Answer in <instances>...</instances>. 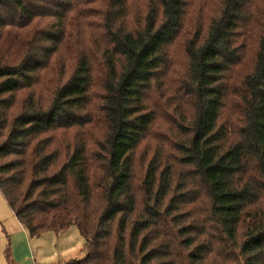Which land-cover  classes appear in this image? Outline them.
<instances>
[{"label":"trees","instance_id":"16d2710c","mask_svg":"<svg viewBox=\"0 0 264 264\" xmlns=\"http://www.w3.org/2000/svg\"><path fill=\"white\" fill-rule=\"evenodd\" d=\"M143 1L0 0V193L31 238L77 227L60 264H264V0Z\"/></svg>","mask_w":264,"mask_h":264},{"label":"rangeland","instance_id":"374dc122","mask_svg":"<svg viewBox=\"0 0 264 264\" xmlns=\"http://www.w3.org/2000/svg\"><path fill=\"white\" fill-rule=\"evenodd\" d=\"M146 15L145 2L143 0H130V18L133 21H139L144 18ZM78 17V21L81 17ZM48 21V20H46ZM44 22L43 24H45ZM42 24V25H43ZM65 52L63 55H59L56 57L57 62L53 64V66L49 69L48 72L44 74V76L40 77L39 86L35 88V93H37L39 98L46 99L49 91L54 87V83L58 80L62 82V84L68 80L70 73L66 77L61 76V72L63 68L68 65L71 49L69 47H65ZM176 48L172 49V56L175 58L177 65H175L176 69L179 72L183 73L184 69V58L181 59L180 49ZM74 51V49H73ZM75 59V58H74ZM71 64V62H70ZM60 70V71H59ZM178 74V72H175ZM63 79V80H61ZM175 113L170 111V118L175 117ZM160 124L163 126V130L157 131L158 134L164 133L166 128L169 126V123L161 120ZM154 141L149 140L143 147L139 150L137 154L138 158V172H143L146 167V159L149 156L150 152L154 149ZM19 227L20 224L9 208L7 202L4 197L0 193V264H11V254H12V245H11V231L15 229V227ZM10 236V237H9ZM33 244L34 246H40L42 252V256L44 258H51L56 255L57 257L62 255V253H71L73 252V256L76 259H83L86 256L85 249V240L81 236L77 227L73 226L68 231L57 236L55 233L45 234L39 238H34ZM36 248V247H35ZM38 261V260H37ZM40 262V261H39ZM39 264V263H38Z\"/></svg>","mask_w":264,"mask_h":264},{"label":"crops","instance_id":"0c3cea01","mask_svg":"<svg viewBox=\"0 0 264 264\" xmlns=\"http://www.w3.org/2000/svg\"><path fill=\"white\" fill-rule=\"evenodd\" d=\"M47 234L49 233H46V235ZM10 238L13 248L11 254V264H60L76 259L75 256L72 255L73 252L62 253V255L58 257L54 255L51 258H44L42 256L43 251H41V247L34 246L35 243L33 244L32 240L34 238L30 237L28 231L21 224L19 227L16 226L15 229L11 231Z\"/></svg>","mask_w":264,"mask_h":264}]
</instances>
